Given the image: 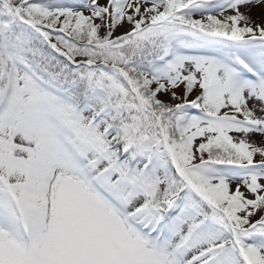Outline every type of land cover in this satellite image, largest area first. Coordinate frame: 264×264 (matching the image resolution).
<instances>
[{"label":"snow or ice","instance_id":"6c2138e0","mask_svg":"<svg viewBox=\"0 0 264 264\" xmlns=\"http://www.w3.org/2000/svg\"><path fill=\"white\" fill-rule=\"evenodd\" d=\"M0 264H264V0H0Z\"/></svg>","mask_w":264,"mask_h":264}]
</instances>
